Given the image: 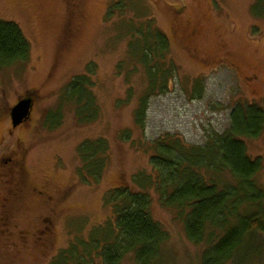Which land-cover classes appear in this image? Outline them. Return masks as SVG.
Instances as JSON below:
<instances>
[{
    "label": "rangeland",
    "instance_id": "374dc122",
    "mask_svg": "<svg viewBox=\"0 0 264 264\" xmlns=\"http://www.w3.org/2000/svg\"><path fill=\"white\" fill-rule=\"evenodd\" d=\"M0 22L15 24L30 46L25 64L0 72V159L11 158L13 176L0 178V264H52L113 220L105 195L153 173L158 140L201 147L229 130L237 106L264 107V0H0ZM138 29L166 37L161 66L174 64L166 92L148 98L142 126L136 111L149 78L131 55ZM88 66L98 115L81 124L66 89ZM32 92L29 119L12 128L11 107ZM99 139L108 147L101 178L81 182L77 149ZM243 142L249 158L261 161L255 181L264 190V124ZM144 191L167 236L166 264H200L204 245L187 240L182 219L154 188ZM255 239L262 252L254 264H264V233ZM91 261L102 264L96 254ZM119 264H136L133 254Z\"/></svg>",
    "mask_w": 264,
    "mask_h": 264
},
{
    "label": "trees",
    "instance_id": "16d2710c",
    "mask_svg": "<svg viewBox=\"0 0 264 264\" xmlns=\"http://www.w3.org/2000/svg\"><path fill=\"white\" fill-rule=\"evenodd\" d=\"M135 35L140 40L133 45L131 55L146 68L149 78V93L136 111V124L142 126L148 98L166 92L174 64L171 61L168 69L161 66L168 48L166 37L158 32L144 34L142 29ZM29 55L30 46L20 29L13 23L0 22V72L25 64ZM89 67L86 75L74 77L66 89L68 100L78 104L81 124L98 115L89 89L93 83ZM198 82L195 94L201 90ZM263 124L264 107L237 106L229 130L210 136L204 146L158 140L150 160L153 173L137 174L132 178L135 187H120L105 195L104 202L113 209V220L95 227L87 240H81L52 264L62 256L63 264L71 258L77 264L89 260L92 264L95 254L102 264H119L127 254H133L136 264H166L162 247L167 236L151 217V198L144 191L150 188L159 194L162 205L175 210L182 219L187 240L204 245L200 264H254L262 252L255 238L264 233V190L255 181L262 164L249 158L243 139L257 138ZM107 148L102 139L78 147L81 182L100 180Z\"/></svg>",
    "mask_w": 264,
    "mask_h": 264
},
{
    "label": "water",
    "instance_id": "95a60500",
    "mask_svg": "<svg viewBox=\"0 0 264 264\" xmlns=\"http://www.w3.org/2000/svg\"><path fill=\"white\" fill-rule=\"evenodd\" d=\"M31 97L23 98L13 105L9 112L12 128H16L29 119L32 109Z\"/></svg>",
    "mask_w": 264,
    "mask_h": 264
},
{
    "label": "flooded vegetation",
    "instance_id": "af4514ba",
    "mask_svg": "<svg viewBox=\"0 0 264 264\" xmlns=\"http://www.w3.org/2000/svg\"><path fill=\"white\" fill-rule=\"evenodd\" d=\"M218 61H220V60H218ZM222 61V60H221ZM209 63H212V62H209ZM27 97H31V99H32V109H33V106H34V104H35V99H36V94H35V92H32V93H28V94H25V95H23L22 97H20V98H18L17 99V101L18 100H20V99H23V98H27ZM17 101H16V103H17ZM15 103V104H16ZM14 104V105H15ZM32 109H31V112H32ZM30 115H31V113H30ZM25 123V122H24ZM10 162H12V160H11V158L10 157H8L7 159H0V166L1 167H5V168H7L8 169V172H7V174L5 173V174H3V173H0V178L3 176V175H8L10 178L11 177H13L12 175H10V173H11V164H10ZM8 165V166H7ZM1 169V168H0ZM2 174V175H1ZM7 177V176H6ZM8 182V184L11 182L10 180H7ZM14 186V185H13ZM11 191V190H10ZM13 195H14V193H13ZM46 197V194L45 195H43V198H45ZM41 198V197H40ZM5 201V200H4ZM8 202H10V200L8 201ZM53 209V208H52ZM54 212V211H53ZM56 214V213H55ZM44 234H46V235H49V233L51 232V230H50V227L49 226H47V227H45L44 228V230L42 231Z\"/></svg>",
    "mask_w": 264,
    "mask_h": 264
}]
</instances>
